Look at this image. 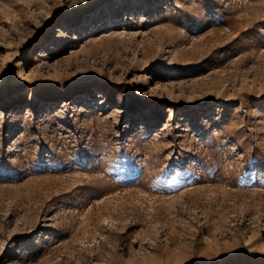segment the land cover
Instances as JSON below:
<instances>
[{
  "label": "rangeland",
  "instance_id": "374dc122",
  "mask_svg": "<svg viewBox=\"0 0 264 264\" xmlns=\"http://www.w3.org/2000/svg\"><path fill=\"white\" fill-rule=\"evenodd\" d=\"M0 264H264V0H0Z\"/></svg>",
  "mask_w": 264,
  "mask_h": 264
},
{
  "label": "bare ground",
  "instance_id": "6f19581e",
  "mask_svg": "<svg viewBox=\"0 0 264 264\" xmlns=\"http://www.w3.org/2000/svg\"><path fill=\"white\" fill-rule=\"evenodd\" d=\"M19 73H20V71H19Z\"/></svg>",
  "mask_w": 264,
  "mask_h": 264
}]
</instances>
